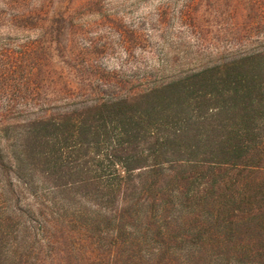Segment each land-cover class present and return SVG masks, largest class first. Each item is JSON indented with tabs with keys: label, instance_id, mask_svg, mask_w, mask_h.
I'll return each mask as SVG.
<instances>
[{
	"label": "trees",
	"instance_id": "16d2710c",
	"mask_svg": "<svg viewBox=\"0 0 264 264\" xmlns=\"http://www.w3.org/2000/svg\"><path fill=\"white\" fill-rule=\"evenodd\" d=\"M206 1L224 44L155 81L0 50V264H264V0Z\"/></svg>",
	"mask_w": 264,
	"mask_h": 264
},
{
	"label": "rangeland",
	"instance_id": "374dc122",
	"mask_svg": "<svg viewBox=\"0 0 264 264\" xmlns=\"http://www.w3.org/2000/svg\"><path fill=\"white\" fill-rule=\"evenodd\" d=\"M188 1L0 0V50L34 46L43 69L47 66L54 76L65 74L77 82L93 73L155 81L203 64L213 46L224 44L217 23L206 13V0L194 10L203 18L202 30L195 32L180 22L179 11ZM16 12L35 13L38 23L26 20L17 26L11 17ZM55 18L62 19L58 43L51 41ZM80 60L93 66L83 71ZM74 64V70L68 67Z\"/></svg>",
	"mask_w": 264,
	"mask_h": 264
}]
</instances>
